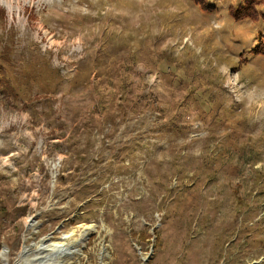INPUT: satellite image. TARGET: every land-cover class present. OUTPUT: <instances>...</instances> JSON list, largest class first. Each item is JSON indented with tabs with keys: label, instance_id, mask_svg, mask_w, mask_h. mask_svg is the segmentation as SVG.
Instances as JSON below:
<instances>
[{
	"label": "rangeland",
	"instance_id": "obj_1",
	"mask_svg": "<svg viewBox=\"0 0 264 264\" xmlns=\"http://www.w3.org/2000/svg\"><path fill=\"white\" fill-rule=\"evenodd\" d=\"M261 39L264 0H0L5 264H264Z\"/></svg>",
	"mask_w": 264,
	"mask_h": 264
},
{
	"label": "bare ground",
	"instance_id": "obj_2",
	"mask_svg": "<svg viewBox=\"0 0 264 264\" xmlns=\"http://www.w3.org/2000/svg\"><path fill=\"white\" fill-rule=\"evenodd\" d=\"M83 232H85V226H82ZM69 235H64L60 237L59 239H47L44 243H40L35 249H36V255L34 257L35 263L34 264H66V262H70L72 254L74 253V250H72L71 244L68 242ZM75 242L77 241V238L74 239ZM5 249L0 250V264H5ZM56 254L55 257H57L55 260L52 259L53 254ZM59 253H63L67 258L66 259H58V257L61 255Z\"/></svg>",
	"mask_w": 264,
	"mask_h": 264
},
{
	"label": "trees",
	"instance_id": "obj_3",
	"mask_svg": "<svg viewBox=\"0 0 264 264\" xmlns=\"http://www.w3.org/2000/svg\"><path fill=\"white\" fill-rule=\"evenodd\" d=\"M246 3H248L249 4V2H246ZM247 7H249V6H247ZM241 11V10H240ZM235 15H238V14H236L235 13ZM239 16V15H238ZM251 50H252V52L254 53V54H262V55H264V42L262 41V39L256 44V45H254L252 48H251ZM3 81H4V79H2ZM7 212L6 210H5V208L4 207H0V212ZM3 216H4V219H6L7 218V214H3ZM3 220L0 222V228L3 226Z\"/></svg>",
	"mask_w": 264,
	"mask_h": 264
}]
</instances>
